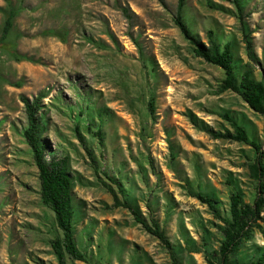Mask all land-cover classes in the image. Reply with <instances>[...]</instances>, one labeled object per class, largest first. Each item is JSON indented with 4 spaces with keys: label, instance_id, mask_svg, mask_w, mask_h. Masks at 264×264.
Returning <instances> with one entry per match:
<instances>
[{
    "label": "rangeland",
    "instance_id": "obj_1",
    "mask_svg": "<svg viewBox=\"0 0 264 264\" xmlns=\"http://www.w3.org/2000/svg\"><path fill=\"white\" fill-rule=\"evenodd\" d=\"M208 1L232 9L228 0H187L183 16L201 42L212 31L230 43L240 73L248 60L237 20L209 8ZM21 2L35 10L21 8ZM8 3L17 15L2 39ZM165 3L166 8L155 0H0V264H58L50 246L58 235L53 214L41 202L37 170L17 132L23 118L19 96L31 99L39 92L45 94L46 145L68 160L74 239L87 259L66 257V264H173L127 210L112 206L100 182L109 183L105 175L118 179L130 203L158 223L178 264H216L222 224L193 193L213 197L222 216L233 193L251 204L255 182L248 165L254 151L211 139L188 116L217 132H232L224 115L233 117L262 147L264 119L236 94L218 92L222 70L193 55L173 24L177 0ZM246 12L258 58L253 77L259 79L264 0H251ZM151 97L154 118L147 110ZM88 127L100 131L102 146ZM258 225L232 261L246 263L264 251V224Z\"/></svg>",
    "mask_w": 264,
    "mask_h": 264
},
{
    "label": "trees",
    "instance_id": "obj_2",
    "mask_svg": "<svg viewBox=\"0 0 264 264\" xmlns=\"http://www.w3.org/2000/svg\"><path fill=\"white\" fill-rule=\"evenodd\" d=\"M5 1L8 2V0ZM155 1L163 8H166L165 0ZM228 2L232 9L213 4L210 1H208L207 5L211 9L231 14L237 20L244 53L248 60L240 73L236 71L234 54L230 43L220 41L212 31L206 33L207 42L203 43L189 28L186 18L183 16L187 0H177L173 24L182 37L192 46V52L196 58L222 70L223 78L220 81L218 92L229 91L236 94L250 110L264 119V76L259 79L253 77L254 68L252 64H257L258 58L253 49L251 36L254 31L250 29L247 22L249 13L246 12V7L251 0H228ZM20 6L27 10H35V8L31 9L23 6V2H21ZM8 7L9 10L1 33L2 39L7 37L12 28L13 20L17 15L16 9H13L10 3H8ZM121 11L128 18L127 9L121 8ZM134 43L138 51L141 52V46L135 39ZM15 86L19 85L16 84ZM44 98L45 94L43 92H39L31 99L23 95L19 96L23 118L17 132L29 148L31 159L37 170L41 202L53 214L58 235L51 240L50 246L56 256L57 263L66 264V257L86 263V256L78 250L74 239L75 213L72 206V177L68 169V160L66 157L55 154L46 145L45 133L48 128V122L42 106ZM147 110L149 115L154 118L155 105L152 97L147 103ZM188 117L194 126L211 139L243 143L250 146L254 151L252 163L248 165L250 177L255 182V196L251 204H245L239 193H233L229 197L228 213L222 216L213 197L208 194L193 193V197L204 204L212 217L222 224V227H220L222 239L216 251V264H238L231 260V256L239 250L241 243L250 239L253 229L258 228L259 223L264 224V147H262L261 143L249 139L244 126L237 119L228 115H224V118L229 123L232 132L228 130L217 132L203 125L193 115L189 114ZM87 131L91 132V128L88 127ZM75 132L81 145L95 164V171H97L92 151L86 146L78 128H76ZM91 134L98 139L99 145L102 146L103 139L100 131L91 132ZM150 163L152 162L150 161ZM150 166L152 168V164ZM152 174L156 175L154 170H152ZM105 179L109 183L104 182L102 179H100V182L112 197V206L127 210L135 223L139 224L147 234L154 237L166 249L172 263L178 264L173 245L169 242L165 232L158 223L154 219L145 218L140 214L138 209L128 200L118 179L108 175H105ZM239 264H264V251L254 260Z\"/></svg>",
    "mask_w": 264,
    "mask_h": 264
}]
</instances>
